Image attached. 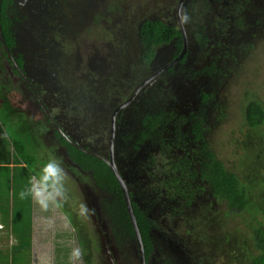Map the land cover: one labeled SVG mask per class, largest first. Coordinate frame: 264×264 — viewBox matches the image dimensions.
Returning a JSON list of instances; mask_svg holds the SVG:
<instances>
[{
    "label": "rangeland",
    "instance_id": "1",
    "mask_svg": "<svg viewBox=\"0 0 264 264\" xmlns=\"http://www.w3.org/2000/svg\"><path fill=\"white\" fill-rule=\"evenodd\" d=\"M179 4L180 0H14L9 15L18 39L16 53L35 66L42 78L38 87L65 129L81 144L108 154L111 124L117 119L116 161L139 207L158 223L152 231L155 247L149 264H164L166 254L177 264H250L247 250L259 252L255 230L264 225V124L252 136L246 108L252 100L264 104V0H244L241 12L232 0H185L181 10L190 42L186 61L153 77L133 103L117 110L140 84L175 60L177 38L161 46L154 60L147 62L140 27L146 19H159L181 29ZM201 25L209 37L205 45L197 44L193 36ZM0 55L4 65L0 83L12 87L0 84V92H7L28 113L36 127L32 134L40 143L38 165L28 173L34 184L32 264H56L57 251L66 248L71 251V264H139L136 240L122 235L118 242L105 216V205L114 194L94 184L73 161L26 83H18L20 78L1 47ZM58 76L63 81L62 86L55 85L62 92L57 106L49 90L55 88L51 79ZM63 88L84 105H66L72 97L66 99ZM204 94L210 96L203 99ZM87 96L93 103L99 101L97 107ZM91 107L97 110L93 125L100 128L102 123L105 129L88 128ZM160 109L183 122L169 123L162 140H147L135 149L141 117ZM197 119L203 120L209 147L249 187L256 212L231 211L227 201L215 198L202 179L187 178L194 186L186 190L187 196L177 194L174 178L185 173L173 170L172 164L188 156L194 160L195 172L200 169L196 156L200 142L191 133ZM12 120L11 126H5L0 112L3 132L16 126L17 117ZM7 138L8 144L0 143L4 147L0 164L10 161V174L16 169L19 175L24 168H14L13 137ZM14 185L11 176L1 192L13 198ZM190 190L194 201L186 206ZM62 202H68L70 217ZM190 215L202 219L201 227H189ZM71 222L81 223L90 248L83 251ZM202 231L210 238L205 245L196 236ZM18 242L10 230L0 228V249L11 252Z\"/></svg>",
    "mask_w": 264,
    "mask_h": 264
},
{
    "label": "trees",
    "instance_id": "2",
    "mask_svg": "<svg viewBox=\"0 0 264 264\" xmlns=\"http://www.w3.org/2000/svg\"><path fill=\"white\" fill-rule=\"evenodd\" d=\"M232 1L236 9L241 12L243 7L242 3L244 0ZM12 2L13 0H3L2 4V26L5 38L10 47L14 46L15 44V39L12 36V31L10 29L11 20L7 13V10ZM184 24L186 26L185 21ZM193 36L197 44L205 45L208 43L209 37L205 34V27L203 25L198 28ZM140 38L144 48L143 58L147 62H152L157 54L158 49L163 45L169 44L175 38H177V43L179 46V51L176 54L175 59L182 54L185 47L182 30L178 26L167 24L159 19L144 20L140 27ZM1 44L2 43L0 41V46ZM189 49L190 42L184 56L180 58L177 63L168 68L167 71H172L177 64L184 63L188 57ZM3 67L4 65L2 57L0 55V70L3 69ZM0 84L2 87H7L6 89H12V87L9 88V84ZM1 93H3V101L0 107V112L4 114L5 126H11V123L13 122L12 118L14 116L17 117V123L16 126L11 130L13 131V133L9 131L7 127L6 129H4L5 132H3V127L0 125V128H2L0 143H3V145L8 144L9 139L7 138V136L12 135V145L14 148V152H12V155L14 156L13 163L16 164V166L14 164V168L22 167L24 169L21 170L22 172L19 175L16 174L15 169L13 171V174L11 175L10 168L11 166L13 168V164H11L10 161H7L8 164H0L2 165L0 166V211L2 213L0 224L3 225V228H7V230H10L11 233L15 234L19 239V242L16 243L15 249H13V251L9 252L4 249H0V264H32V235L34 234L35 230V207H33L34 184L32 182V179H30L31 177L29 178L28 173L31 174V172L34 171H32L31 169H33L35 165H38V158L40 157H38L36 153L39 150L38 148L40 146V143L39 141H37L36 136L32 134L34 133L36 127H34V125L32 124L34 123V121L30 119L28 113L21 109L19 105H16L7 92H0V94ZM209 96V94H204L203 99H207ZM71 97L72 99L76 100V95H71ZM125 98L126 97H124V99ZM88 100L90 101L89 97ZM90 103L95 107L96 105H98L99 101H94V103L90 101ZM90 110L92 113L87 119L90 125L88 126V128L93 130V132L96 129H105V125H102V123L101 125H99L100 128H97L93 125L94 119L95 117H97V110L93 109L92 107ZM103 111L104 110H101L100 113H102ZM25 116L27 117L26 119ZM246 119L248 125L252 129V136L254 135L255 137L256 135H258V128L262 124H264V104L259 100L250 101L246 108ZM171 122H176L175 124L178 126L183 122V119L178 118V120L176 119V121H174V113L164 111L163 109H160L156 112L144 113L140 119L141 127L138 135H136L133 147L135 149H139L140 145L145 143L147 140L153 142L162 140L160 138L161 136H163V133L168 130L169 123ZM204 130L205 127L203 120H195L191 128V133L193 134L194 139L200 142L198 155H196L198 156L197 159H199L198 161L200 164V169L199 171H197L198 173L195 172L193 168V158H190L188 156H185L180 161L172 164L173 170L182 172V175L183 173H185L184 177H181L179 175L178 177L174 178V180L176 181V183L174 182V185L176 186L175 190L177 194L187 196L186 190L194 186L190 180H187V178H190L192 180H195V178L202 179L204 182H207L210 188V192L215 198H217L218 200L227 201L231 211H243L245 209H248L256 212L257 206H254V202H252V199L249 196V187L242 183L235 172L227 169L226 165L218 158L216 152L209 147L204 135ZM54 134L58 137L61 144L66 146L71 158L75 163L79 165L80 169L93 178L94 184H96L99 188L114 194L113 199L107 202L105 205V216L108 222L113 225V235L117 237L118 242L119 238H121L122 235L134 238L136 240L134 226L132 224L131 217L126 205L122 186L111 167L101 158L87 154L75 147L58 131L55 130ZM180 136L182 135L178 133L176 137L179 138ZM31 138L33 139V143H31ZM262 139L264 142V136L261 137V140ZM176 140L174 141V143L178 147H180ZM28 147H30L31 150H28ZM0 148L4 147L0 146ZM260 150L262 149L260 148ZM11 176L12 183L15 184L13 195H11L13 198L8 195L9 193L4 191V193L1 192L3 182L8 179L10 182ZM181 182H184L182 188L181 185H178ZM10 190L11 188H9L7 191ZM129 190L132 197L133 206L135 208V213L137 215L138 223L141 228L146 249V258L149 264L150 257L155 247V240L152 235V231L154 227L158 225V223L152 220L147 212L139 207L137 201L134 199V192L131 189ZM189 192V200L185 203L186 206H190L194 201L193 190H190ZM172 199L180 198L178 196H173ZM3 201L7 202L3 203ZM62 203L64 210L67 211L70 217V209H68V207L66 206L68 202ZM195 214L199 213L197 212ZM201 221L202 219L199 220V217L193 218L191 215L188 217V225L191 229L194 230H196L199 226L201 227ZM80 224V222L72 223L78 241L83 247V251H85L86 249L90 248L91 241L88 237H85V235H83L84 230L83 227L81 228L79 226ZM202 233L203 231L200 233L198 232L196 236L200 237L202 244L205 245L204 242H209L210 238L208 237V233H204L203 235H201ZM254 238L255 247L259 250V252L254 254L250 250L246 249L251 258L250 264H264V225L256 228ZM124 246L125 248H127V250H131L127 242L124 243ZM59 253H62L63 256L59 255ZM70 258L71 251L69 248H66L63 252L57 251L56 264H71ZM163 261L164 264H177L174 258H171L169 254L163 255Z\"/></svg>",
    "mask_w": 264,
    "mask_h": 264
},
{
    "label": "flooded vegetation",
    "instance_id": "3",
    "mask_svg": "<svg viewBox=\"0 0 264 264\" xmlns=\"http://www.w3.org/2000/svg\"><path fill=\"white\" fill-rule=\"evenodd\" d=\"M13 3H14V0H13V2L10 4V6H9V8H8V10H7V13H8V16H9V18H10V20H11V23H10V29H11V31H12V36L14 37V39H15V44H14V46H12V47H10L9 45V48L11 49V53H12V55L14 56V58L17 60V62L19 63V65H20V67H21V70L23 71V73L25 74V77H24V75H23V73H21L20 72V70L16 67V65H15V63L13 62V60L11 59V57L9 56V54L6 52V50H5V48H4V46H3V43H2V41H1V39H0V41H1V48H2V50H3V53L6 55V57H7V60H9L10 61V64L13 66V70L18 74V76H19V80H18V83L20 82V81H22V82H24V83H26V88H28L29 90H30V92L32 93V95L34 96V98L37 100V102H38V104L40 105V107H41V110L43 111V113L46 115V118H47V121L54 127V132H55V130L56 131H58L61 135H63L68 141H70L68 138H70L71 140H73V141H75L77 144H79V145H82V146H84V147H86V148H88V149H92V150H95V151H97L96 149H94V148H90L89 146H85V145H83V144H81L77 139H76V137L72 134V132L70 131V130H67V129H65L64 128V126L61 124V122L59 121V118H56V116L53 114V111H52V106L48 103V97L44 94V92H42L41 90H40V88L38 87L39 86V84L38 83H40L41 81H42V78L40 77V75L39 74H37V71L35 70V66L31 63V64H29V61L28 62H25V58H24V56L22 55V54H17L16 53V49H17V46H18V39L16 38V36H15V34H14V22H13V20H12V18L10 17V15H9V9H10V7L13 5ZM2 4H3V2H2ZM1 23H2V11H1ZM3 27V26H2ZM3 32H4V30H3ZM4 36H5V34H4ZM6 39V38H5ZM6 42H7V40H6ZM8 44V43H7ZM32 65H33V67H32ZM168 65V64H167ZM166 66V65H165ZM164 66V67H165ZM171 67V66H170ZM169 67V68H170ZM162 73V72H161ZM155 74V73H154ZM58 79H56V80H54V79H51V81L50 82H52L53 84H54V87H55V85H59V86H62V81H63V79L62 78H60L59 76L57 77ZM150 78V77H149ZM148 78V79H149ZM151 81V80H150ZM22 82H20V83H22ZM145 82V81H144ZM143 82V83H144ZM149 82V81H148ZM148 82H146L145 84H140L137 88H136V90L133 92V94L130 96V97H127L126 98V102L128 101V100H130L131 99V102L129 103V105L131 104V103H133L134 102V100H135V98H136V96L139 94V91L143 88V87H145V85L148 83ZM17 83V84H18ZM65 86H67V85H65ZM37 91V93L39 94V96L41 97V99H42V102L43 103H40V101L38 100V98H37V95H36V92H35V90ZM63 90H64V95H65V98L67 99L68 98V96H69V92L67 91V89H65V88H63ZM49 92H50V94H51V96H54L53 98H54V100H55V103H56V105L58 106V105H60L59 103H60V100H59V98H57L58 96H61V94H62V92L61 91H59L58 90V88L57 87H55V88H53V90H52V92H51V90H49ZM67 93V94H66ZM69 97H71V95L69 96ZM84 103V102H83ZM83 103H79V102H77V100H75V99H72V101H69L66 105H73V106H76L77 104L78 105H80V104H82V105H84ZM91 104V103H90ZM87 106V105H86ZM86 106L84 107V109H88V108H86ZM51 113V115L53 116V118L55 119V121H56V123H57V125L60 127V130H61V132L57 129V127L55 126V124H53V122H52V120L49 118V116H48V114H47V112H46V109ZM120 108V106L117 108V110ZM101 109V108H100ZM100 109H98V111H100ZM113 121L115 122V126H116V130H117V119L116 118H114L113 119ZM113 121H112V124H111V130H110V132L112 133V126H113ZM117 132V131H116ZM115 142H116V133H115V140H114ZM110 142H111V136H110ZM110 142H109V153L108 154H105V153H103V152H99V151H97V152H99V153H101V154H103V155H105V156H110L111 155V147H110ZM116 145V144H115ZM64 146V145H63ZM65 148H66V146H64ZM66 150H67V148H66ZM68 151V150H67ZM114 155H115V161H116V146L114 147ZM116 163H117V161H116ZM118 164V163H117ZM119 166V165H118ZM122 172V171H121ZM125 177V176H124Z\"/></svg>",
    "mask_w": 264,
    "mask_h": 264
},
{
    "label": "water",
    "instance_id": "4",
    "mask_svg": "<svg viewBox=\"0 0 264 264\" xmlns=\"http://www.w3.org/2000/svg\"><path fill=\"white\" fill-rule=\"evenodd\" d=\"M184 1L185 0H180V4L178 6V17H179V20H180V25H181V29H182V32H183L184 44H185L183 52L178 58H176L173 62L169 63L168 65L163 67L161 70L156 72L149 79H147L143 84H145L146 82L150 81L153 77L157 76L162 71L168 69L173 64L177 63L180 60V58H182L184 56V54L186 53V51H187V48L189 46V41H188L186 28H185V24H184V21H183L182 10H181L182 9V4L184 3ZM2 2H3V0H0V39H1L2 43H3V46H4L5 50H6V52L9 54V56L13 60V62L16 65V67L20 70L21 73H23L19 63L17 62V60L12 55L11 49L9 48V46H8V44L6 42L5 36H4L3 27H2V23H1ZM23 75L25 77L24 73H23ZM35 92H36L37 98L40 101V103H43L41 97L39 96V94L37 93L36 90H35ZM130 102H131V99L128 100L127 102H125L124 104L120 105V108L127 106ZM46 112H47L49 118L52 120L53 124H55L57 129L61 132L60 127L57 125V123H56L55 119L53 118V116L51 115V113L47 109H46ZM115 133H116V126H115V122L113 121L112 133H111V142H110L111 155L109 157L105 156V155H103V154H101V153H99V152H97L95 150L88 149V148H86V147H84L82 145H79L75 141L71 140L70 138H68V139L78 149L84 151L87 154L94 155V156L99 157L102 160H104L111 167V169L113 170L114 174L116 175L118 181L120 182V184L122 186L124 197H125V201H126V205H127L130 217H131L132 224L134 226L136 242H137V246H138L139 264H148L147 258H146L145 244H144L141 228H140L139 223H138L137 215L135 213V208L133 206V201H132V197H131V194H130L129 186H128V183H127L124 175L122 174L118 164L115 161V155H114Z\"/></svg>",
    "mask_w": 264,
    "mask_h": 264
},
{
    "label": "clouds",
    "instance_id": "5",
    "mask_svg": "<svg viewBox=\"0 0 264 264\" xmlns=\"http://www.w3.org/2000/svg\"><path fill=\"white\" fill-rule=\"evenodd\" d=\"M182 30V29H181ZM0 228H3V225L0 224Z\"/></svg>",
    "mask_w": 264,
    "mask_h": 264
}]
</instances>
